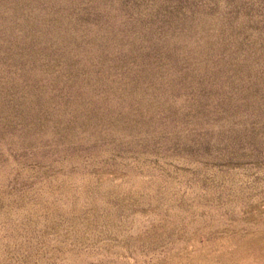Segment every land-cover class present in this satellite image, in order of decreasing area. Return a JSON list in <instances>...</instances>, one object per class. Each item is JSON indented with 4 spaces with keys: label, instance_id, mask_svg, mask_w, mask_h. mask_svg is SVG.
<instances>
[{
    "label": "rangeland",
    "instance_id": "374dc122",
    "mask_svg": "<svg viewBox=\"0 0 264 264\" xmlns=\"http://www.w3.org/2000/svg\"><path fill=\"white\" fill-rule=\"evenodd\" d=\"M0 264H264V0H0Z\"/></svg>",
    "mask_w": 264,
    "mask_h": 264
}]
</instances>
